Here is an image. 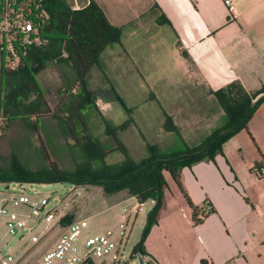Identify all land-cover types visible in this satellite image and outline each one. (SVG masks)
<instances>
[{"label":"trees","instance_id":"1","mask_svg":"<svg viewBox=\"0 0 264 264\" xmlns=\"http://www.w3.org/2000/svg\"><path fill=\"white\" fill-rule=\"evenodd\" d=\"M39 1L43 5L44 15L41 33L47 39V44L29 50L17 69L1 71L5 86L0 91V136L10 123L16 121L32 133L43 131L45 140L38 134L39 146L34 148L39 163L36 170L28 169L14 156L9 167H0V183H70L100 187L105 196L125 191L128 196L136 198L140 205L148 200L154 201V206L146 215L139 241L130 253L131 258L138 256L144 261L148 257L144 242L165 207L164 191L168 185L164 172L181 191L191 210L193 222L202 223L207 215L187 196L180 181L181 169L197 162L213 161L222 152V145L238 131L245 130L249 135V120L264 111V88L249 94L240 82H233L214 92L197 79L201 87H197L196 83L191 85L189 92H185L187 95L184 92L174 94L169 90L157 97L151 95L144 103L155 105V112L150 113L149 117L161 120V125H135L133 109H127L123 104L121 106L128 119L120 125H114L97 108L87 78L95 67L101 69L102 53L121 43L127 26H111L100 7L92 0L79 10H73L67 0ZM50 66H54L67 80L58 90L60 100L54 107L50 106L37 81V76ZM203 87L206 93L200 91ZM176 105L182 108L186 105L191 109L202 107L197 109L199 112H193L199 117L219 113L218 122L221 121V124L213 131H205V136L202 135L198 143L190 145L187 138L183 137L174 113L169 112ZM178 114V119L184 122L192 118L180 110ZM91 116L101 123L102 135L108 138V142L94 134ZM47 122L55 123L49 134L45 131ZM130 127L136 131L147 152L138 161L129 155L118 136L119 132ZM147 129L155 134L154 139L147 137ZM171 134L182 144V150H164ZM161 135L167 137L161 139ZM59 138L63 143L55 147L52 141ZM26 145L30 146V143ZM254 146L264 167V156ZM116 152L122 155L120 161L109 163L108 156ZM66 162H69L70 167H65ZM63 218L69 222L63 223L62 228L72 223L73 217L67 215ZM85 264L94 262L89 260ZM146 264L153 263L148 259ZM201 264L211 263L203 260Z\"/></svg>","mask_w":264,"mask_h":264},{"label":"crops","instance_id":"2","mask_svg":"<svg viewBox=\"0 0 264 264\" xmlns=\"http://www.w3.org/2000/svg\"><path fill=\"white\" fill-rule=\"evenodd\" d=\"M89 1L67 0L71 8L80 9ZM92 1L111 26H127L122 41L129 44L130 39L135 48L134 53L126 52L120 44L106 49L101 55L102 70L107 69L110 55L138 63L148 47L166 48L168 60L161 62L169 66V74L161 71L158 77L167 82L175 76L198 79L214 92L233 82H240L249 94L264 88V0H232L228 7L220 0ZM163 29L167 36L160 33ZM155 34L160 35L149 42L147 38ZM128 70L139 73L132 63ZM145 94L151 95V90ZM133 119L137 126L161 125V120L149 116L142 123L138 117ZM247 127L248 140L236 134L223 144L214 161L181 169L180 181L191 202L198 208L207 202L213 208L202 223L193 222L181 191L166 178L165 207L144 242L153 264H201L203 260L211 264H264V176L252 174L253 167L263 166L254 144L264 156V111L253 116ZM243 150L246 155H242ZM132 200L140 207L138 212H143L142 204L134 197ZM146 202L149 211L154 201ZM133 213L134 219L139 217ZM147 213L141 217L142 231Z\"/></svg>","mask_w":264,"mask_h":264},{"label":"rangeland","instance_id":"3","mask_svg":"<svg viewBox=\"0 0 264 264\" xmlns=\"http://www.w3.org/2000/svg\"><path fill=\"white\" fill-rule=\"evenodd\" d=\"M142 32L145 33L144 31ZM161 32H163L165 36L168 35L166 29L160 30V33ZM159 35L160 34H155L156 37H149L147 40L152 42L156 40ZM141 37L142 35L140 34V38ZM130 41L129 39V44H127V42L121 39L120 45L124 47L126 52L130 50L134 53L135 48ZM115 48H117V45H115ZM136 49L139 50L142 48ZM147 50V55L139 58L141 60L138 63L129 60V58L120 60L116 56L110 55L108 60L110 63L105 71L96 67L88 74V87L93 91V101L99 111L114 125H120L128 119V115L125 113L121 104L125 105L127 109H133L132 114H135L134 116L138 117L142 123L145 116H151L150 113L154 114L155 112V105L153 103L148 102V104H144L146 98L149 99L151 95L156 96L153 92H156L158 95L161 93L165 94L166 91L170 90L174 92V94L184 92V95H187L188 93L185 92H187V90L189 92L192 88L191 85L196 83L197 85H195L197 87H201V83L197 79H182L178 76L173 77L171 82L160 79L158 75L161 71L169 74L170 69L169 66H164V63L161 62L168 60L166 57H169V55L166 52V48L157 50L155 47H148ZM159 61L162 64L159 63ZM131 63L132 68L139 69V73L128 70V68H131ZM6 69L7 65L5 58L0 54V73ZM3 81L0 74V91L5 86ZM37 81L40 88L45 93L50 106L54 107L60 100L58 90L63 87V82L67 81L65 76L63 74L61 76V73H59L54 66H50L37 76ZM148 90H151L152 93L149 96L145 94ZM200 91L206 93L204 87L203 90ZM194 94H197V92H194ZM182 96L183 95H181L179 99ZM183 98H185V96ZM198 108L202 109V107L198 106L191 109L186 105L184 108H182L181 105H176L169 109L170 113H174V118L181 126L180 129L183 137L187 138V142L190 145L198 143L202 135L205 136V131H213L221 124V121L218 122L219 113H214V115L208 117L193 115V112H199L197 111ZM179 110L183 114H190L192 118L186 119L185 122L179 120ZM206 111L207 109L205 112ZM90 122L93 125L94 134L101 140L107 141L108 138L102 135L103 128L101 123L92 116L90 117ZM45 125V131L49 134L53 130L55 123L47 122ZM145 133L150 140L155 138V134H152L150 129H147ZM38 134L45 140L43 131H39ZM38 134L24 129L19 126L16 121L10 123L5 133L3 132L0 136V167H9L10 162L15 156L19 161L25 164L28 169L32 171L36 170L39 163L37 156L34 155V148L39 146L37 142ZM236 134L243 135L248 140L244 130H240ZM236 134L234 136H236ZM118 136L121 143L127 148L129 155L134 160L138 161L147 155L143 142L140 140L136 131L131 129V127L119 132ZM27 142L30 143L31 147L26 145ZM62 143L63 141L60 138L52 141L55 147L58 146L57 144ZM165 143L166 146H164V150L166 151H180L183 149L182 144L179 143L172 134ZM249 143L250 147L253 148L252 143L250 141ZM109 145L113 148L111 142ZM222 149L223 145L221 151ZM252 150L257 161L260 162V158L255 149L253 148ZM234 151L235 149L233 150V154ZM243 153H245L244 150L242 155H244ZM121 157L122 155L116 152L115 154L109 155L107 161L109 163L118 162ZM65 167H70L69 162H66ZM253 168L252 174L255 175ZM164 176L165 178L169 177L165 172ZM6 185L7 184L0 183V204L3 200H6L7 202H4L2 206L10 213L14 212L20 215L29 213L30 210L28 207L15 204L14 201L10 200L12 197L16 198L21 195L16 183L8 184V188H6ZM23 187L26 189L23 195L27 196L31 203H36L40 200L46 201L47 204L44 211H49L51 215H53V221L50 225H47L45 220L41 222L34 220L29 221L16 236L7 238L4 241L0 250L2 254L11 253L15 256L13 264H32L43 250L50 248L62 232V224L69 222L68 219L63 218L67 215L73 217L72 223H77L80 226L82 229V237L87 233L96 235L111 231L113 233L112 240L117 244L121 243L124 249V258L127 260V264H140L139 258L131 260L128 258L130 257L133 245L139 241L142 232L140 224L141 217L148 212L146 211L147 202L141 205L143 212L137 211L138 213L136 212V214H138L139 217L134 219L135 214L133 211L138 207V204L136 201H133L132 197L128 196L125 191L105 196L100 187L77 186L70 183H26ZM206 204L207 202H204L200 208ZM123 209L126 211L125 214H122ZM5 219L6 218L3 217L1 223H3ZM122 222L124 224L127 222L123 238H121V231L119 230V224ZM0 233H3V230H1ZM7 242L9 243L6 245ZM147 261L148 258H145L144 264H146Z\"/></svg>","mask_w":264,"mask_h":264},{"label":"built area","instance_id":"4","mask_svg":"<svg viewBox=\"0 0 264 264\" xmlns=\"http://www.w3.org/2000/svg\"><path fill=\"white\" fill-rule=\"evenodd\" d=\"M220 1L228 7L232 0ZM43 18V5L39 0H0V54L4 56L8 70L17 69L29 50L47 44V39L41 33ZM253 171L257 178L264 176L263 166H255ZM16 185L21 195L10 200L28 207L30 211L26 215L10 213L2 206L7 202L3 200L0 204V232L3 230V233H0V247L7 238L16 236L29 221L45 220L47 225L53 221V215L49 211H44L47 204L45 200L31 203L29 198L23 195L26 190L24 184L16 183ZM211 209V206L206 204L200 208V211L207 215L211 213ZM139 210L140 207H136L134 212ZM125 213L123 209L122 214ZM3 217L6 219L1 223ZM126 223L119 224L121 238L124 237ZM81 232L82 229L77 223L69 224L62 229L55 243L32 264H85L89 260L94 264H127L124 249L121 243L117 244L112 240L111 231L96 235L87 233L83 237ZM136 258L141 259L140 264H144L143 259L138 256L134 258L130 256L128 259ZM14 259L13 254H2L0 250V264H13Z\"/></svg>","mask_w":264,"mask_h":264},{"label":"water","instance_id":"5","mask_svg":"<svg viewBox=\"0 0 264 264\" xmlns=\"http://www.w3.org/2000/svg\"><path fill=\"white\" fill-rule=\"evenodd\" d=\"M6 188H8V185H6ZM141 260V259H140Z\"/></svg>","mask_w":264,"mask_h":264}]
</instances>
